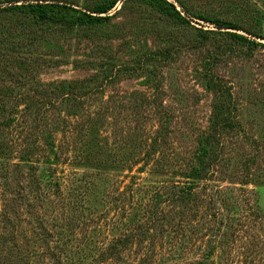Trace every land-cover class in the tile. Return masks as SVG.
<instances>
[{
  "label": "rangeland",
  "instance_id": "374dc122",
  "mask_svg": "<svg viewBox=\"0 0 264 264\" xmlns=\"http://www.w3.org/2000/svg\"><path fill=\"white\" fill-rule=\"evenodd\" d=\"M182 1L190 24L144 0L71 30L0 14V52L33 76L0 81L17 101L0 114L13 118L0 128V264H194L212 248L205 264H264V38L250 50L226 33L264 35V0ZM63 82L82 87L56 97ZM31 86L54 97H16ZM223 115L232 125L217 132ZM158 212L164 224L141 241L139 225ZM130 232L137 241L109 255Z\"/></svg>",
  "mask_w": 264,
  "mask_h": 264
},
{
  "label": "trees",
  "instance_id": "16d2710c",
  "mask_svg": "<svg viewBox=\"0 0 264 264\" xmlns=\"http://www.w3.org/2000/svg\"><path fill=\"white\" fill-rule=\"evenodd\" d=\"M19 1H22L19 3ZM120 1H131V0H100L96 2L92 6H85L83 8L77 7L73 0H0V14L2 12H17L19 14L24 15L26 19L24 22L29 19V24L31 27L36 28V25L40 24H50L52 26H59L65 28L66 30L74 29L75 27H92V26H100L106 24L111 20L115 13L111 14L113 8L117 5ZM153 10L156 12L164 15L166 18H169L177 23L181 24H190V19L188 15H191V11L189 10L188 6L182 0H175L178 1L176 4L174 1L171 0H144ZM5 3H8L5 5ZM178 5L181 8H178ZM197 18L203 19L206 22L215 24L219 29H243L241 25L238 23L227 20L219 17H211L207 14H196ZM27 23V22H26ZM28 24V23H27ZM202 38L208 39L209 32L208 30L199 29ZM226 33L230 36V38L248 49L253 50L256 46L260 45V42L256 41V37L264 38L263 34H258L252 30H248V33L251 35V38L247 35L240 34L237 32L226 31ZM150 59H156V53L149 54ZM164 57L165 54H164ZM24 62L17 57L6 58V52H0V78L3 81L6 78L10 80H15V82L20 85L24 86L25 81L32 80L33 76L31 73L28 72V68L24 65ZM15 66V67H13ZM18 67V68H17ZM82 87V86H81ZM81 87L77 89L76 85L72 84L71 82H63L59 85L58 88L53 92L56 97H65L66 94L74 93L78 91ZM38 87H29L27 90L16 97H22L26 99L27 102H33L36 104L37 100H45L46 97L52 100L54 97L53 94L43 93L37 89ZM77 89V90H76ZM12 91L6 86L3 90L0 89V114H4L5 110L8 107V104H12L13 102L17 105V101L14 100V96H12ZM40 95V96H39ZM9 98V103L8 99ZM6 99V102H5ZM12 99V100H10ZM49 101V102H50ZM13 120L12 116L7 118L6 120L0 119V128L7 126ZM232 125V119L230 116L223 115L221 118L215 121L214 128L218 131L219 129L227 128L228 126ZM7 146L3 145L0 142V160L1 158L6 157L7 153ZM31 154H33V150H29ZM211 152L208 154L206 149L204 152V157H214L217 160L219 159V153L215 150H210ZM23 160L27 161L32 156L21 157ZM201 160L203 163L205 161ZM214 161V160H213ZM6 173L3 174L5 177ZM198 178H203V172L200 169H197ZM202 176V177H201ZM13 181H5V185L8 188L14 189L12 186ZM19 189V188H18ZM184 189V188H182ZM193 196V191L191 189H185L179 191L177 197L180 201H189ZM176 203V200H175ZM160 212L153 213L147 216V220L139 225V229L142 233L141 241L147 240V236L150 229L158 226L157 221H162L163 216H160ZM164 224V223H160ZM170 224V223H166ZM155 225V226H154ZM154 226V227H153ZM141 236V235H140ZM137 241V237L131 234V232L125 235L123 238H118L117 241L112 242L108 247L109 255L113 256L116 253H121L122 248H127L130 244ZM140 241V242H141ZM212 244V243H210ZM214 254L213 248L207 250L205 255L202 254L203 259H195L194 264H205V260H211L212 255Z\"/></svg>",
  "mask_w": 264,
  "mask_h": 264
}]
</instances>
